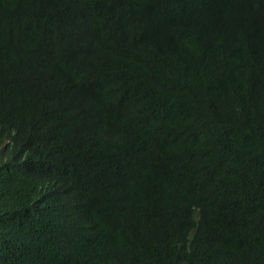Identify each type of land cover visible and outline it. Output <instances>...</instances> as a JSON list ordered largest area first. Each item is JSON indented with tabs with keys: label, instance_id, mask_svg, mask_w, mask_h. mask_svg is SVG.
I'll return each instance as SVG.
<instances>
[{
	"label": "trees",
	"instance_id": "16d2710c",
	"mask_svg": "<svg viewBox=\"0 0 264 264\" xmlns=\"http://www.w3.org/2000/svg\"><path fill=\"white\" fill-rule=\"evenodd\" d=\"M0 264H264V0H0Z\"/></svg>",
	"mask_w": 264,
	"mask_h": 264
}]
</instances>
